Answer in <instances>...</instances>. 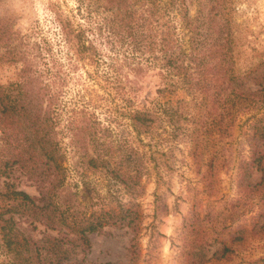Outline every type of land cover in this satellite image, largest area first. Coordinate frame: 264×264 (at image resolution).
<instances>
[{"label": "rangeland", "instance_id": "obj_1", "mask_svg": "<svg viewBox=\"0 0 264 264\" xmlns=\"http://www.w3.org/2000/svg\"><path fill=\"white\" fill-rule=\"evenodd\" d=\"M226 1L235 9L231 13L236 37L235 68L242 75L261 72L264 0ZM102 2L0 0V17L42 47L45 61H40L41 69L51 68L52 63H56L64 73L58 140L61 153L65 155L63 167L66 170L62 202L67 201L71 208L62 209L65 225L56 231L47 229L46 219L33 220L30 212L24 214L15 209L7 213L6 209H0V264H24L25 257L31 258L32 264H52V261L55 264H198L194 249L202 250L205 255L203 263L199 264H264V186L254 188L260 175L251 167L256 145L252 140L254 130L250 128V115L239 117L234 128L224 134L223 128L210 125L218 113L206 115L184 91L167 93L165 96L170 97L175 106L193 111L197 121L204 115L208 127L197 122L190 136H183L178 127L175 137L168 142L154 145L152 149L144 148L153 154V160L148 164L149 171H144L135 187L114 179L110 168L93 169L87 156L70 144L68 122L82 118L84 111L111 127L109 140L113 143V159L110 167H118L116 164L123 154L120 148L128 138L135 136L130 112L124 108L123 97L117 95L113 86L116 84L114 68H120L123 77L130 80L134 77L125 64L123 51L113 46V41L109 42L105 25L109 16L101 8ZM56 13L69 17L76 29H88V37L94 41L97 51L94 63L80 60L65 44L55 23ZM19 75V66L0 62L1 85L16 82ZM154 75L148 73L138 83L136 103L148 104L157 97V89L164 87L161 79ZM248 88L260 90L252 84ZM123 94L129 97L128 92ZM178 100L181 101L177 104ZM190 118L180 123H186L189 129ZM6 123L0 122V148ZM169 130L168 126L164 139H168ZM143 139L149 142L147 137ZM13 181L19 190L40 197L36 183L19 171ZM84 185L89 188L87 201L77 194ZM71 193L77 198H72ZM82 201L85 204L79 207L77 203ZM51 214L52 209H48L46 215ZM78 214L82 222L97 220L104 226L99 232L89 234V251H83L72 242L73 234L67 235L71 227L76 230L80 224L79 219L75 221ZM125 215L129 216L123 222ZM10 217L15 223H5ZM10 227H13L11 233ZM49 236L58 241L53 242ZM52 244L59 251L58 258L47 253ZM225 247L230 251L222 256Z\"/></svg>", "mask_w": 264, "mask_h": 264}, {"label": "trees", "instance_id": "obj_2", "mask_svg": "<svg viewBox=\"0 0 264 264\" xmlns=\"http://www.w3.org/2000/svg\"><path fill=\"white\" fill-rule=\"evenodd\" d=\"M102 1L101 8L109 16L105 20L109 42L113 41V46L123 51L125 64L134 77L133 80L123 77L121 69L113 67L116 76L113 86L117 95L123 97L124 108L130 112L131 130L135 136L128 138L125 146L120 148L123 154L116 164L118 167H110L113 159V143L109 140L111 127L84 111L82 118L69 121L66 127L73 148L87 156L93 169L110 168L114 179L125 186L132 183L135 187L144 171H149L148 164L153 160V154L144 148L152 149L154 145L175 137L178 127L183 136H190L197 122L208 127L204 115L197 121L193 111L190 113L189 109L175 106L174 101L165 96L181 90L199 109L205 110L206 115L218 113L210 125L223 128L224 134L234 128L239 117L250 115V128L254 130L252 140L256 145L251 167L260 175V181L254 188L264 186V62L261 72L251 71L242 75L236 70V37L231 15L234 7L226 0ZM55 23L65 44L75 55L84 62L94 63L97 51L94 41L88 37V29H76L69 17L59 13L55 14ZM40 61H45V54L39 43L0 17V62L20 67L16 82L0 84V122H7L0 148V185L3 187L0 209H6L7 213L15 209L24 214L30 212L33 220L46 219L47 229L56 231L65 225L62 209H71L67 201L62 202L66 170L63 167L65 155L61 153L58 140V112L65 77L56 63L42 70ZM151 72L161 79L164 87L157 89V97L148 104H138V83ZM250 84L260 90H250ZM124 92H128V98ZM260 111L263 112L260 114ZM184 118H190L187 121L191 122L189 129L186 123H180ZM168 126L169 137L164 139L163 133L168 132ZM143 136L149 142L145 143ZM16 171L36 183L39 198L16 187L13 181ZM88 190L84 185L77 194L87 201ZM70 196L77 198L75 193ZM84 204L83 201L77 203L79 207ZM48 209H52L51 215H46ZM128 216L125 215L122 221ZM78 217L81 215L75 217V221L79 219L80 222L77 229L69 225L72 229L67 235L73 234L72 242H76L83 251H89V234L99 232L104 226L100 221L88 219L82 222ZM5 223L13 224L15 221L10 217ZM11 231L13 227L9 228V233ZM48 238L58 241L52 236ZM8 243L12 244L10 240ZM229 251L225 247L222 256ZM58 252L52 244L47 253L58 258ZM193 256L203 263L205 255L202 250L196 252L194 249ZM31 260L25 257L24 264H32Z\"/></svg>", "mask_w": 264, "mask_h": 264}]
</instances>
